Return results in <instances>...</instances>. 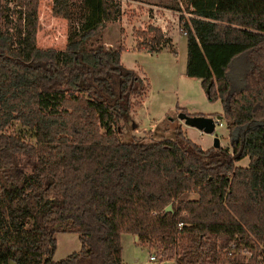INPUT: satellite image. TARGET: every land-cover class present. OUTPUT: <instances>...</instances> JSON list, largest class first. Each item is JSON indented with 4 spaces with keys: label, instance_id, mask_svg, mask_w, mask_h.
<instances>
[{
    "label": "trees",
    "instance_id": "trees-1",
    "mask_svg": "<svg viewBox=\"0 0 264 264\" xmlns=\"http://www.w3.org/2000/svg\"><path fill=\"white\" fill-rule=\"evenodd\" d=\"M187 2L184 75L218 101L227 148L202 150L171 120L173 139L120 141L148 84L122 44L99 41L119 3L52 0L61 51L36 46L38 0H18L13 19L0 4V264H123L122 233L164 263L264 264V0ZM133 36L151 54L170 42L153 26ZM58 233L80 248L52 262Z\"/></svg>",
    "mask_w": 264,
    "mask_h": 264
},
{
    "label": "rangeland",
    "instance_id": "rangeland-1",
    "mask_svg": "<svg viewBox=\"0 0 264 264\" xmlns=\"http://www.w3.org/2000/svg\"><path fill=\"white\" fill-rule=\"evenodd\" d=\"M119 3L120 16L117 23L108 24L101 35L99 41L108 49H115L120 44L124 49L120 56L121 64L133 70L138 76L145 78L148 84L147 90L142 96L139 106L134 107L131 117L121 123L119 139L121 142H129L133 139L140 140L143 143H149L159 138L173 139L174 132L166 127V123L171 120L179 125L185 136L190 139L202 150L212 147L213 139H218L219 147L227 148V131L224 123L219 121V126L214 127L212 135L203 134L195 129L183 128L182 122L178 121L176 110L179 109L190 117H207L214 119L221 114V107L218 101L209 102L204 96L199 86V80L195 78H184L183 64L186 62V40L185 35L180 31L178 17L182 22L188 21L191 16L188 14L187 0H145L150 1L155 6L173 7L179 10L176 12L175 20H169V26L163 27L165 36L169 34L172 43H168L164 48L168 51L159 56L147 53L145 51H136V39L133 36L134 31H144L146 21L134 24L137 13L130 9L127 0H113ZM52 0H38L37 3V31L36 46L41 49L52 48L61 51L68 36V27L66 21L51 14ZM124 18L121 21V18ZM129 22V26L126 24ZM124 24V25H123ZM162 24V22H161ZM201 49V48H200ZM176 52L175 56L174 54ZM166 57L172 60V68L167 69L164 64ZM223 51L219 50L211 54V61L214 65L221 62ZM186 127V126H184ZM17 124L9 128V131L19 130ZM28 134V133H27ZM28 137L26 140L28 141ZM247 158L235 163L236 167H246ZM191 199V195L181 197V200ZM3 208V207H1ZM56 248L51 256L52 262H57L71 253H77L80 248L78 236L71 233H58L54 236ZM121 261L123 264H160L164 256H159L155 248H148L145 244H135L129 234H120ZM149 255H153L156 260L149 261ZM245 262L249 257L248 253H243ZM165 264H174L173 261Z\"/></svg>",
    "mask_w": 264,
    "mask_h": 264
},
{
    "label": "crops",
    "instance_id": "crops-1",
    "mask_svg": "<svg viewBox=\"0 0 264 264\" xmlns=\"http://www.w3.org/2000/svg\"><path fill=\"white\" fill-rule=\"evenodd\" d=\"M127 3L130 5V9H134L135 12L137 13V18L135 19L134 24H139L142 21H144V22L146 21L147 22L146 26L157 27L161 31H164L165 29L163 27L169 26V23H170L169 21L166 20V18H169V20H172V21L175 20V18H176L175 17L176 12H173V11L167 9V7L155 6L153 3H150V1L146 2L145 0H127ZM123 20H124V18L122 17L121 21H123ZM117 21H116V23H117ZM161 22H162V24H161ZM126 24L129 26V22L127 20H126ZM166 37L170 40L169 43L173 44L169 34ZM129 48H131V47L129 46V47L125 48L124 50H127ZM167 51L168 50L166 48H162L158 53L154 54V56H159L161 53L167 52ZM175 54H176V52H175ZM175 54H172V55L175 56ZM120 56H121V54H120ZM166 58L167 59H166V63L164 64V66L167 69H171L172 68L171 67L172 66V60L170 59V57H166ZM184 70H185V62L183 64V72L181 73V75L185 78L186 76L184 75ZM183 128H184V130H186L185 133L187 134V129H186L187 127L183 126ZM130 237L135 244L138 243L137 238L135 240V236L130 235ZM119 240H120V237H119ZM120 246H121V244H120ZM170 261H173V260H170ZM167 262H169V261H167ZM173 263H174V261H173ZM162 264H165V263H162Z\"/></svg>",
    "mask_w": 264,
    "mask_h": 264
},
{
    "label": "water",
    "instance_id": "water-1",
    "mask_svg": "<svg viewBox=\"0 0 264 264\" xmlns=\"http://www.w3.org/2000/svg\"><path fill=\"white\" fill-rule=\"evenodd\" d=\"M177 119L178 121L182 122V124L186 127L195 129L206 135H212L214 131V127L217 124V122L221 120V117H216L214 119L207 117H190L180 113L178 114ZM218 147H219L218 139L215 137L213 139L212 148L216 149ZM169 210H170V206H166L164 208V212H167ZM8 264H13V263L9 262Z\"/></svg>",
    "mask_w": 264,
    "mask_h": 264
},
{
    "label": "built area",
    "instance_id": "built-area-1",
    "mask_svg": "<svg viewBox=\"0 0 264 264\" xmlns=\"http://www.w3.org/2000/svg\"><path fill=\"white\" fill-rule=\"evenodd\" d=\"M17 1L18 0H0V4L1 5H3V6H5L7 9H8V14H9V17L11 18V19H13V15H12V12L13 11H15V10H21V11H23V9L17 4ZM217 126H219L220 124H219V121L217 122V124H216ZM215 125V126H216ZM181 223H178L177 225H176V228L177 229H180L181 228ZM148 260L149 261H152V262H154L155 260H156V258L153 256V255H149V257H148ZM157 264H160V262L159 263H157Z\"/></svg>",
    "mask_w": 264,
    "mask_h": 264
}]
</instances>
